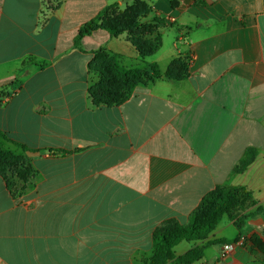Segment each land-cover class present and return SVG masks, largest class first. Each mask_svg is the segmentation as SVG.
<instances>
[{"label":"crops","instance_id":"obj_1","mask_svg":"<svg viewBox=\"0 0 264 264\" xmlns=\"http://www.w3.org/2000/svg\"><path fill=\"white\" fill-rule=\"evenodd\" d=\"M137 1L153 53L102 28L76 46L105 8ZM100 51L149 80L120 104H96ZM152 64L175 79L153 77ZM1 140L30 172L0 173V264H139L157 229L187 224L218 188L245 189L250 211L264 208V0H0ZM245 222L246 233L224 217L174 252L264 235V213ZM224 246L194 264H263L260 252Z\"/></svg>","mask_w":264,"mask_h":264},{"label":"trees","instance_id":"obj_2","mask_svg":"<svg viewBox=\"0 0 264 264\" xmlns=\"http://www.w3.org/2000/svg\"><path fill=\"white\" fill-rule=\"evenodd\" d=\"M147 12V6L140 1L126 7L124 10L116 8L115 5L109 6L80 28L75 44L80 47L79 44L82 38L98 28L105 29L112 35L118 36L124 31L131 34L143 27H151V25H143L140 22V18L145 16ZM131 41L143 57L153 53L159 46L157 42H140L137 38L131 39ZM94 64L98 81L90 88V94L96 104H120L129 98L136 85L144 82L140 78L141 71L139 69L123 68L118 64L116 57L109 56L107 53L98 52ZM150 69L153 77L165 76L169 79H175L169 72L163 75L156 64L150 65ZM1 135L4 139L12 141L6 135ZM12 143L21 147L24 151H33V149L16 141H12ZM11 157L10 153L0 147V173L6 176L9 181L11 180L9 177L11 174L3 167L7 164L6 160H10ZM249 164L250 159L244 161L240 170H246ZM27 168L28 171H24V173H20L22 171V168H20L15 175L25 178L30 172L28 166ZM255 205L256 201L253 199L252 193L245 189L218 188L206 194L198 209L191 214L187 224L170 222L168 226L154 232L153 255L148 260V264H167L168 262L172 264H194L202 260L207 246L228 243L220 240L207 241L203 245H195L179 256H176L174 248L183 241L195 244L206 241L224 217H228L240 228L247 218L264 213L262 206H258L255 211H250ZM237 208L244 212L240 213ZM234 242H237V240ZM243 247L247 248L251 254L260 252L264 255V235L255 233L250 235L243 243Z\"/></svg>","mask_w":264,"mask_h":264},{"label":"rangeland","instance_id":"obj_3","mask_svg":"<svg viewBox=\"0 0 264 264\" xmlns=\"http://www.w3.org/2000/svg\"><path fill=\"white\" fill-rule=\"evenodd\" d=\"M125 9V8H124ZM121 9V10H124ZM152 35V28L151 27H143L139 30L133 31V33H129L128 34V38L130 37L131 39L137 38L138 41H150L153 42L155 41L156 38H154L153 40H149V36ZM141 71L140 74V78L144 81L147 82L150 78L148 71L146 70V68L144 69H139ZM0 147L1 149H3L4 151L8 152L11 154V158L10 160H6L7 164L6 166L3 167L4 170H8L10 172V179L15 181V177H16V173L18 172V170L20 168H22V171L20 173H24V171H28V168L25 164V162L23 161V158L21 156H19L17 153L14 152V147L8 143V142H3L2 140L0 141ZM24 162V163H23ZM237 211H240V213H243L244 211L241 210L240 208H237ZM249 222H245L244 225H242V232L246 233L248 232L249 229ZM230 234L232 233H236V230L233 227L229 228ZM240 239H237V242H232L231 244H235V247L237 245L241 246L240 244ZM246 241V240H245ZM243 241V243L245 242ZM243 245V244H242ZM238 246V247H239ZM233 252V251H232ZM153 255V254H152ZM259 257H262L261 255H258ZM152 257V256H151ZM150 256L148 257H142L141 259L138 258V263L139 264H148V260L151 258ZM167 264H172L171 262H168ZM254 264H259V263H254Z\"/></svg>","mask_w":264,"mask_h":264},{"label":"built area","instance_id":"obj_4","mask_svg":"<svg viewBox=\"0 0 264 264\" xmlns=\"http://www.w3.org/2000/svg\"><path fill=\"white\" fill-rule=\"evenodd\" d=\"M171 20H174V19H171ZM243 241H245L244 237L240 239V244H243ZM235 248V244H231V243H228V244H225L224 246V251L226 253H231Z\"/></svg>","mask_w":264,"mask_h":264}]
</instances>
